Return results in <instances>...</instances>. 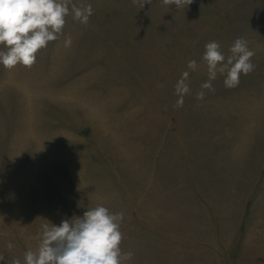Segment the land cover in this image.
I'll use <instances>...</instances> for the list:
<instances>
[{"label": "rangeland", "instance_id": "1", "mask_svg": "<svg viewBox=\"0 0 264 264\" xmlns=\"http://www.w3.org/2000/svg\"><path fill=\"white\" fill-rule=\"evenodd\" d=\"M83 2L32 66L0 65V264L97 204L124 212L128 264H264V0ZM238 37L254 69L201 89L205 44Z\"/></svg>", "mask_w": 264, "mask_h": 264}, {"label": "clouds", "instance_id": "2", "mask_svg": "<svg viewBox=\"0 0 264 264\" xmlns=\"http://www.w3.org/2000/svg\"><path fill=\"white\" fill-rule=\"evenodd\" d=\"M165 2L179 8L192 0ZM92 14V4L83 0H0V65L6 69L18 64L32 66L38 51L64 34L69 15L73 20L87 24ZM71 45L72 37L65 35L64 46ZM229 53L225 54L218 41L205 44L202 60L207 66L208 79L201 84V89L211 90L218 74L223 75L225 87H235L241 74L254 69L251 60L254 52L243 37L236 38ZM188 68L196 70L197 61L189 60ZM188 76L186 70L176 84L180 104L183 94L189 92ZM204 95L203 90L197 93L198 98ZM123 219V211L114 212L104 204H97L87 208L75 221L63 219L60 224L45 223L38 233V246L25 251L23 262L15 258L11 264H128L134 253L125 252L120 246ZM7 247L11 249L13 244L9 242ZM3 259L0 257V261Z\"/></svg>", "mask_w": 264, "mask_h": 264}]
</instances>
